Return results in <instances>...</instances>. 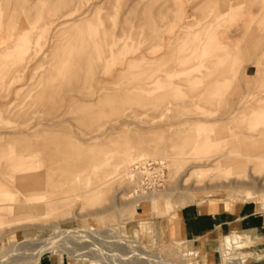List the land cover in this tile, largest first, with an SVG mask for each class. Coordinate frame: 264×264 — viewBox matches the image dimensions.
<instances>
[{
	"label": "rangeland",
	"instance_id": "obj_1",
	"mask_svg": "<svg viewBox=\"0 0 264 264\" xmlns=\"http://www.w3.org/2000/svg\"><path fill=\"white\" fill-rule=\"evenodd\" d=\"M262 134L264 0H0V264L46 239L38 262L222 264L230 234L237 264H264L249 232L203 251L177 223L264 217ZM140 161L164 164L160 188L129 181Z\"/></svg>",
	"mask_w": 264,
	"mask_h": 264
},
{
	"label": "crops",
	"instance_id": "obj_2",
	"mask_svg": "<svg viewBox=\"0 0 264 264\" xmlns=\"http://www.w3.org/2000/svg\"><path fill=\"white\" fill-rule=\"evenodd\" d=\"M177 223L179 236L193 248L203 251L209 250L223 234L233 230L249 232L257 241L259 251L264 257V217L257 215L246 205L229 211L216 209L213 212L198 207H186L178 213ZM36 264L70 263L41 257Z\"/></svg>",
	"mask_w": 264,
	"mask_h": 264
},
{
	"label": "bare ground",
	"instance_id": "obj_3",
	"mask_svg": "<svg viewBox=\"0 0 264 264\" xmlns=\"http://www.w3.org/2000/svg\"><path fill=\"white\" fill-rule=\"evenodd\" d=\"M258 108V107H257ZM258 110V109H257ZM258 112V111H257ZM255 113V112H254ZM256 115V114H255ZM250 138V137H249ZM255 139L257 140H260L262 143V148L261 149H258V151L256 152L255 151H252V152H255V153H258L257 155H254L253 157L250 158L251 160V163H253V165L255 167H259V166H264V134L262 135H259L258 137H256ZM254 140V139H253ZM258 142V141H257ZM256 142V143H257ZM260 143V142H259ZM252 143H249L248 145L251 146ZM259 148H260V144H259ZM263 150V151H262ZM142 155V154H141ZM54 156V155H53ZM143 156V155H142ZM224 160L226 159H230L232 162L234 163H244L245 161L249 160V158L247 157H240V156H225L223 157ZM129 162V160H128ZM131 162V161H130ZM141 162V161H140ZM131 166V165H130ZM7 167V166H6ZM129 170V168H128ZM45 173V172H44ZM128 176V175H127ZM42 177V175H41ZM249 180L250 183L248 184H244V183H237L235 182L234 180L235 179H226L225 182H223L222 184L219 185V187L221 188H229V187H236V186H242V187H249V189H254V187H258V180L260 179H256L254 178L253 176H251L250 174L247 176V178ZM260 181H263V180H260ZM240 182V181H239ZM4 185V184H3ZM204 189L205 190H209V187L207 186H204ZM255 192L257 193V191L255 190ZM255 192H253L255 194ZM252 193V195H254ZM7 208V207H6ZM60 234V233H59ZM103 234V233H101ZM55 235V234H54ZM58 235V234H57ZM56 235V236H57ZM95 236H98V235H95ZM245 239H247V236L245 235H238V234H230V235H227V236H224L221 240V247L219 249V252L221 254V261H222V264H234V262L237 264L238 263V259L240 257H235L236 254H234L233 252L236 251V250H241L243 249L244 247V242H245ZM50 240V238H49ZM46 241H48V239L43 240V242H32L30 243L29 246H37L40 248V249H37L35 248L36 252L29 258H27L28 260H25V263H21V264H36L38 263V258H39V255L41 254V252H43V250H50V252H58L56 250H54L50 244H53L52 246H54V243H53V239H52V242L50 240V244H49V241L48 243L46 244ZM56 242V240L54 241ZM133 244V243H132ZM181 246V245H180ZM34 248V247H33ZM243 253H239L237 254V256L241 255ZM10 255V254H9ZM11 256V255H10ZM200 256V255H199ZM8 259L10 258H7V260H4V261H8ZM206 260V259H205ZM183 263V262H182ZM241 264V263H239Z\"/></svg>",
	"mask_w": 264,
	"mask_h": 264
},
{
	"label": "built area",
	"instance_id": "obj_4",
	"mask_svg": "<svg viewBox=\"0 0 264 264\" xmlns=\"http://www.w3.org/2000/svg\"><path fill=\"white\" fill-rule=\"evenodd\" d=\"M165 172L162 162H134L129 167L128 178L135 189L152 190L160 188L164 184Z\"/></svg>",
	"mask_w": 264,
	"mask_h": 264
}]
</instances>
